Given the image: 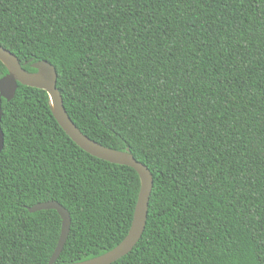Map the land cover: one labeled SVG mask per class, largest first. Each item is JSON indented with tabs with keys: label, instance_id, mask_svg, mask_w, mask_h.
Here are the masks:
<instances>
[{
	"label": "trees",
	"instance_id": "16d2710c",
	"mask_svg": "<svg viewBox=\"0 0 264 264\" xmlns=\"http://www.w3.org/2000/svg\"><path fill=\"white\" fill-rule=\"evenodd\" d=\"M0 46L47 61L69 118L152 174L143 234L112 264H264V0H0ZM7 73L0 61V78ZM0 264L102 255L127 235L130 167L81 150L45 91L1 102Z\"/></svg>",
	"mask_w": 264,
	"mask_h": 264
},
{
	"label": "water",
	"instance_id": "95a60500",
	"mask_svg": "<svg viewBox=\"0 0 264 264\" xmlns=\"http://www.w3.org/2000/svg\"><path fill=\"white\" fill-rule=\"evenodd\" d=\"M0 61L7 70V73L0 78V120L2 115V99L7 102L11 101L14 98L18 84L43 90L48 95L54 118L65 134L81 150L97 159L116 165L128 166L137 173L140 179V189L133 213V219L127 235L110 251L92 259L70 264H112L126 256L140 240L146 225L148 202L153 187L151 172L145 165L135 160L129 148H126L124 151L110 149L94 142L81 133L65 111L61 93L56 87L57 72L50 63L43 60L33 62L30 64V67L36 72H28L21 66L18 58L2 46H0ZM3 143V133L0 128V153L3 149ZM40 210H54L61 220L59 238L48 262V264H57V259L69 235L71 218L68 211L54 201L39 203L28 208L30 213Z\"/></svg>",
	"mask_w": 264,
	"mask_h": 264
}]
</instances>
